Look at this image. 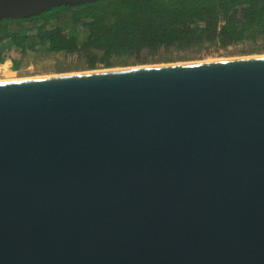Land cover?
I'll use <instances>...</instances> for the list:
<instances>
[{
    "label": "water",
    "instance_id": "1",
    "mask_svg": "<svg viewBox=\"0 0 264 264\" xmlns=\"http://www.w3.org/2000/svg\"><path fill=\"white\" fill-rule=\"evenodd\" d=\"M0 264H264V56L0 81Z\"/></svg>",
    "mask_w": 264,
    "mask_h": 264
},
{
    "label": "trees",
    "instance_id": "2",
    "mask_svg": "<svg viewBox=\"0 0 264 264\" xmlns=\"http://www.w3.org/2000/svg\"><path fill=\"white\" fill-rule=\"evenodd\" d=\"M259 40L264 42V0H98L0 21V62L9 49L23 55L45 47L78 53L91 71L143 52ZM19 63L14 59L15 69Z\"/></svg>",
    "mask_w": 264,
    "mask_h": 264
},
{
    "label": "rangeland",
    "instance_id": "3",
    "mask_svg": "<svg viewBox=\"0 0 264 264\" xmlns=\"http://www.w3.org/2000/svg\"><path fill=\"white\" fill-rule=\"evenodd\" d=\"M9 46V43L6 44ZM7 59L5 63L0 62V81L9 79L38 78L55 76L59 74H73L88 72L87 59L79 56L78 53L58 52L51 53L40 47L38 51L28 50L21 55L18 49L6 51ZM264 55V42L259 40L247 41L223 47L219 44H204L190 50H165L161 49L157 53L143 52L140 57H132L127 60H119L118 65L112 67L127 68L140 65L172 64L191 61H213L222 59H234ZM17 58L21 61L18 69L11 68L10 58ZM9 62V63H6ZM7 67V68H6ZM97 70L106 69L103 64H98ZM8 70V71H7Z\"/></svg>",
    "mask_w": 264,
    "mask_h": 264
},
{
    "label": "bare ground",
    "instance_id": "4",
    "mask_svg": "<svg viewBox=\"0 0 264 264\" xmlns=\"http://www.w3.org/2000/svg\"><path fill=\"white\" fill-rule=\"evenodd\" d=\"M260 56H264V55H260ZM252 57H255V56H252ZM244 58V57H243ZM234 59H236V58H234ZM214 61V60H213ZM201 62H204V61H201ZM7 63H9V62H7ZM169 64V63H168ZM176 64V63H175ZM155 65H159V64H155ZM161 65H167V64H161ZM140 66H149V65H140ZM140 66H137V67H140ZM7 68V67H6ZM127 68H129V67H127ZM114 69V68H113ZM116 69H122V68H116ZM8 71V70H7ZM92 71V70H91ZM59 75H61V74H59ZM63 75V74H62ZM47 77V76H46ZM22 79V78H21ZM25 79H29V78H25ZM14 80H17V79H15L14 78ZM19 80V79H18ZM6 81H12V79H9V80H6Z\"/></svg>",
    "mask_w": 264,
    "mask_h": 264
},
{
    "label": "flooded vegetation",
    "instance_id": "5",
    "mask_svg": "<svg viewBox=\"0 0 264 264\" xmlns=\"http://www.w3.org/2000/svg\"><path fill=\"white\" fill-rule=\"evenodd\" d=\"M14 59H17V58H15V57H13V58L11 57V58H10V60H11V68H14ZM18 60H19V62H20V63H19V66H21V61H20V59H18ZM4 63H5V62H4ZM19 66H18V68H19ZM18 68H17V69H18Z\"/></svg>",
    "mask_w": 264,
    "mask_h": 264
}]
</instances>
